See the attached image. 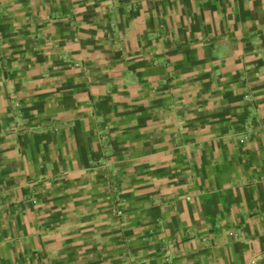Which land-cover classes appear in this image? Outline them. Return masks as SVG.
Instances as JSON below:
<instances>
[{
    "label": "crops",
    "instance_id": "crops-1",
    "mask_svg": "<svg viewBox=\"0 0 264 264\" xmlns=\"http://www.w3.org/2000/svg\"><path fill=\"white\" fill-rule=\"evenodd\" d=\"M0 264H264V0H0Z\"/></svg>",
    "mask_w": 264,
    "mask_h": 264
},
{
    "label": "built area",
    "instance_id": "built-area-1",
    "mask_svg": "<svg viewBox=\"0 0 264 264\" xmlns=\"http://www.w3.org/2000/svg\"><path fill=\"white\" fill-rule=\"evenodd\" d=\"M99 165L102 169H104V171L107 174V176H106L107 177V179H106V184H107L106 191H108L107 193L112 198V202L114 203L113 212L117 215H121V211H120V207H119L120 206L119 197H117V196L115 197V194L117 192L116 191V189H117V182H116L117 172L114 169L113 165L109 161L100 162Z\"/></svg>",
    "mask_w": 264,
    "mask_h": 264
}]
</instances>
